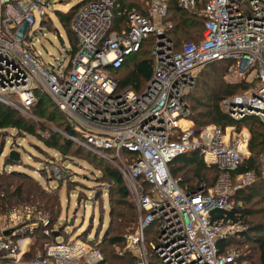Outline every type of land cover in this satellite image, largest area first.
Here are the masks:
<instances>
[{
  "label": "built area",
  "instance_id": "2783aa9c",
  "mask_svg": "<svg viewBox=\"0 0 264 264\" xmlns=\"http://www.w3.org/2000/svg\"><path fill=\"white\" fill-rule=\"evenodd\" d=\"M32 1L0 0V103L36 120L30 108L35 91H41L71 128L49 130L115 166L135 209L133 228L121 235L116 255L129 254L133 264H232L234 249L218 254L217 241L248 229L226 216L235 208L234 193L254 178L252 170L237 171L246 135L215 123L195 132L183 96L195 68L227 61L226 78L252 84L222 100L225 112L236 120L255 116L264 124V0H200L199 9L195 0H177L180 9L204 18L199 40L178 48L167 33V0H147L145 14L126 11L125 26L114 31V1H87L71 19L77 47L65 67L42 64L28 43L35 22ZM148 36L153 38L148 81L138 92L118 90L108 69L122 64ZM189 151L218 170L211 187L199 183L190 191L171 176L168 162ZM258 164L264 172V147ZM47 171L56 183L66 178V167L56 162L49 161ZM59 235L39 204L4 205L0 264H101L102 253L87 239L55 242ZM35 240L40 251L26 259Z\"/></svg>",
  "mask_w": 264,
  "mask_h": 264
},
{
  "label": "rangeland",
  "instance_id": "374dc122",
  "mask_svg": "<svg viewBox=\"0 0 264 264\" xmlns=\"http://www.w3.org/2000/svg\"><path fill=\"white\" fill-rule=\"evenodd\" d=\"M79 1L80 0H44L40 7L36 6V0L32 1V5L30 9L33 12L35 22L31 26L32 28L27 34V37L30 40L28 41V38H26L25 42L26 41H28V43L31 42L32 44L31 48L33 52L36 54L38 60L42 64H54L55 66L61 65L62 67L66 66L69 58V54H68L69 44L64 29L61 27L58 18L56 17L55 11L59 10L65 12V11H69L70 8L73 7L71 9V13H72V11L75 8L74 5H76ZM126 1H135L141 5V8L146 5V3L144 4L145 0H126ZM84 3H81L79 7L82 6ZM69 19L70 20H68L67 22L68 29L70 27L71 17ZM169 23L171 25L170 21ZM192 29L196 30V31L191 29L189 30L192 31L191 33L194 35V37L192 36L194 39L195 33L198 31L199 27ZM187 40H192V39L187 37L186 35H180L179 39L175 41L179 43L180 41L184 42ZM131 66L132 63H130L128 66L125 65L122 66L115 74V77L116 78L125 77V75L131 69ZM222 67H223L222 63H216L214 66L213 64L209 66L203 65L198 68H195L191 72L192 81L189 87L184 92V96H183L185 98V102L187 101V97H188L187 105L191 106L192 104L191 103L192 101L189 99L191 94L197 102L204 104H213L216 102L218 104V107L221 110L225 111V108L221 104L223 99L232 96L234 94L241 93L245 91L249 86H251L252 83H247L240 79L226 78L224 71L222 72ZM242 82L247 83V85L244 86L247 87L246 89L244 88L242 90L241 88H238L230 95L223 93L222 86L224 87V86H232L234 84L236 85L239 84V87H241L243 84ZM143 84L144 81L141 82V85ZM51 108L47 109L46 114L48 115L46 116V118L42 119L43 120L42 123L46 127H51V126L59 127L56 126V123H58L59 120L61 119L60 116L61 114L59 112L58 113L60 115L56 114L55 112H53V107ZM186 120L188 121V123L192 124L193 126V122L188 115L186 116ZM207 123L208 122H206L205 124ZM247 123L238 124L237 126L236 125L225 126L226 131H229V133L246 135V142L244 144L242 143L241 146V152H240L241 161H243L249 155L247 145H248V139L250 133L248 130L249 125H246ZM249 124H253V123L249 122ZM15 131L16 130L14 129H7V132L6 131L1 132L0 134V174L2 177H5L4 176L5 173H8L9 171L19 170L25 173L28 176V178L12 177V176H11L12 178L9 177L8 181H11L10 189H13V186L15 185L21 184V186L19 187L20 192L14 191L15 194L18 195L19 199L18 201H16L13 199L14 198L13 197L11 202L12 205L21 204V203H30L29 201L31 200L35 201L36 203L38 202V204L43 209L44 208L46 209L44 210L50 216L51 221L54 222L56 229L57 228L60 229V235L55 237L54 239L55 242H60L62 241L63 238L64 239L67 238L69 240L73 238L81 239V240L87 239V241H90L89 243L93 245L94 242L100 238L101 233L104 232L108 221L107 212H108L109 194L107 192V189L109 188L110 183H109V177L102 171L105 169V167H107L110 170L113 169L111 171L118 173L121 181L126 187V182L123 180L118 170L111 162H108L104 159L100 160L99 157L94 154H93L94 156L89 155L84 151H79L73 148H66V149L63 148L61 149V151L46 148L45 145L35 136H31V135L29 136L27 134H23L17 137L15 140H13L14 138L13 135H15ZM39 133L41 134V131H39ZM11 149L18 153L17 160L19 161L16 160L15 163L14 161L12 163L11 160L6 159L8 157L7 154ZM76 151L77 153L74 154V152ZM49 161L56 162L60 166L66 167V178L62 182L56 183L54 179L50 178V174L47 171V163ZM5 163H12V164H5ZM207 165H212V164H207ZM43 169L44 172L41 173L40 171ZM45 171H47V173ZM29 175L33 178H30ZM189 175L190 174L186 172L184 177L187 178ZM212 175L213 173L211 171L205 170L204 178L208 179ZM190 180L193 183L197 181L196 178L192 177L191 175H190ZM256 183H264V174L263 175L254 174L253 181L247 186L255 185ZM37 184L39 185L38 186L39 191H41L40 189H43L42 186L44 187V189H46L45 190V193H47L46 195H44L43 193H41V195H37L40 194L39 191L37 192L36 195H34V193L30 194L31 190L37 191L36 189ZM49 186L51 187V189L49 188ZM51 195L55 197V203L53 204V207L50 208L49 201ZM254 201L257 200L253 198L252 200H250V202L244 204L241 201V199H239L238 197H233L231 204L232 206L241 210L246 209V207H249V209H252L253 212L256 211V209L264 208V201L260 202L258 200L259 202H257L256 205L253 204ZM263 217H264V213H254V215L248 216L247 219L248 222H254L260 219H264ZM115 221L116 220L114 219V224ZM133 225L134 223H129L127 226H124V228L121 227L120 233L123 234L126 231L132 229ZM35 241L36 243H34L30 247L29 255L25 257L26 259H29L33 254L40 251L41 248V246L39 245L40 242L37 240ZM102 246L103 248L105 247L104 250L106 252L108 251V255H109V258L105 262L110 263L111 255H116L115 254L116 249L115 247L107 246L104 244H102ZM230 248L234 249L236 254V257L234 258L232 264H248L246 262L234 263L236 262V258L238 257V255H241L243 253L249 254L250 256L249 264H253V260H255L254 258L258 253L257 250H254V244L250 243V241H245L244 243H241V245L237 243L235 246H231ZM103 255H104L103 257L106 259L107 254L104 253ZM124 255L130 256L127 253Z\"/></svg>",
  "mask_w": 264,
  "mask_h": 264
},
{
  "label": "trees",
  "instance_id": "16d2710c",
  "mask_svg": "<svg viewBox=\"0 0 264 264\" xmlns=\"http://www.w3.org/2000/svg\"><path fill=\"white\" fill-rule=\"evenodd\" d=\"M87 1L90 0H80L76 5H74L75 8L72 11V13H71V9L73 7L70 8L69 11H65V12L59 10L55 11L56 17L58 18L61 27L64 29L65 35L68 40L69 56L75 51L77 47L76 45L77 42H76V37L73 31L71 30V28L69 27L68 29L67 22L68 20H70L69 19L70 17L72 19L79 5ZM113 1L115 3V8L113 10V18H112V26H111L112 31L118 30L121 27L125 26L126 11L134 10L141 14L146 13L147 0L144 1V4L146 3V5L142 8L141 5L135 1H126V0H113ZM195 2L197 8H199L201 6V1L195 0ZM167 6H168V10L165 19L171 22V28L168 32V37L172 41L174 47L178 48L179 45L183 42L180 41L179 43H177L175 41L179 39L180 35H186L187 37L192 39L187 41H194V42L198 41L200 38V32L202 30V25L204 20L203 16L197 13H191L188 10L180 9L177 5V0H167ZM198 27L199 29L195 33V38L193 39L194 35L191 33L192 31L189 30L190 29L194 30L192 28H198ZM152 43H153V38L151 36H148L146 39H144L141 42L136 52H133L125 57L122 64H120L118 67H114V68L111 67L108 69L109 75L116 82L118 90L129 88L135 92H138L143 87V85L148 81L152 70L151 67L152 60L150 55V47ZM130 63H132L131 69L125 75V77L116 78L115 74L118 72V70L124 65L128 66ZM216 63L223 64L222 72L224 71L225 74L226 68L230 63L227 61H214L206 64V66L212 64L214 66ZM143 81L144 84L141 85V82ZM242 83H243L242 84L243 87L242 86L239 87V84L237 85L234 84L232 86H224V87L222 86L223 93L230 95L238 88H241L242 90L244 88L246 89L247 87L244 86H246L247 83L245 82ZM35 98H36L35 103L31 106L30 112L37 118L36 120L26 117L21 113H19L17 110L3 103H0V134L1 132H5V131L7 132V129H14L16 131H15V135H13L14 136L13 140H15L20 135L27 134L29 136L31 135L37 137V139L40 140L45 145V147L49 149L61 151V149L63 148L64 149L73 148L79 151H84L89 155H93L90 152L70 142L61 134L55 131H51L49 130V127L43 125L42 119L46 118V116L48 115L46 114L47 109L53 106L46 98V96L39 90L35 91ZM189 99L192 101L191 106L187 105L188 97L186 102H185V98L183 97L184 103L186 104L188 109V116L193 122V130L195 132H197L198 129L206 122L215 123L217 125H220L221 127H225L227 125L237 126L238 124H243L248 122L246 125H249L248 130L250 133L248 139V145H247L249 155L243 161H241L240 166L237 168V171L242 172L245 170H252L255 175H263L264 172L261 171V169L259 168L258 159H259V154L261 152L260 148L262 146L261 148L262 150L264 147V124L261 123V121L255 116H245L237 120L233 119L225 111L221 110L216 102L213 104L199 103L194 99V97L191 94ZM53 112L60 115L54 107H53ZM60 116L61 119L59 120L58 123H56V126H59L57 128L67 132L71 131V128H69L68 125V121L62 115ZM249 122L255 125L249 124ZM43 130H46L49 133V135L46 138L42 137L41 134L39 133V131H43ZM75 153H77V151L74 152V154ZM6 159L11 160L12 163L13 161L14 163L16 161V160H12L9 157H7ZM12 163H5V164H12ZM167 167L171 176L177 179L178 185L181 188L190 191L197 188L199 183H202V185L205 188H208L209 186L213 185L214 179L218 174V170L213 165L205 164L201 159L200 155L196 151H189L186 153L176 155L171 161L168 162ZM111 170L105 167V169L102 171L109 177V183H110L109 188L107 189V192L109 194L108 212H107L108 221L104 232L101 233L100 238L97 239L93 245L100 250L102 255L104 253L107 254L106 259L103 257L104 259H102L101 264L102 263L132 264L133 258L131 256H125V255H121V256L111 255L110 263L105 262L109 258V255H108V251L106 252L104 250L105 247L103 248L102 244L115 247V249L116 247H120L122 241L121 238L122 233H120V228L121 227L124 228V226H127L129 223H134L135 221V209L132 201L129 198L127 189L123 184V182L121 181L118 173ZM205 170H209L213 173V175L208 179L204 178ZM40 172L43 173L44 169L41 170ZM186 172L190 174L192 177L196 178L197 181L193 183L190 180V175L187 178H185L184 175ZM4 176L5 177H2L0 174V210L3 208L4 205L12 204L11 202L13 197H14L13 199L16 201H18L19 199L18 195L15 194L14 191L20 192L19 187L21 186V184L15 185L13 186V189H10L11 181H8L9 177L12 176V177L28 178V176L25 173L19 170H11L8 173H5ZM30 178L33 177L30 176ZM38 186L39 185L37 184L36 187L37 191L31 190L30 194L34 193V195H36L37 192L39 191ZM42 188L43 189H40L41 191H39L40 194L37 195H41V193H43L44 195L47 194L45 193L46 189H44L43 186ZM235 193L234 194L236 196L234 195V197H238L239 199H241V201L244 204L250 202V200L255 198V200L257 201H254L253 204L256 205L257 202L264 201V183H256L255 185L246 186L244 188L237 190ZM127 199L129 200V202ZM29 202H35V201L31 200ZM54 203H55V197L51 195L49 201V207L50 208L53 207ZM254 213H264V208L256 209V211L253 212V210L249 209V207H246V209L243 210L237 209L235 207L231 211L226 213V216L229 219L238 220L241 221L242 223L247 224L248 229L247 231L243 233H239L236 236H231L226 239H219L217 241L218 254L225 252L228 248H230L231 246H235L237 243L241 245V243H244L245 241H250V243L254 244V250H257L258 252L256 257L254 258L255 260L252 259L253 264H264V219H260L254 222H248L247 219L248 216L254 215ZM219 216H221V214ZM114 219L116 220L115 224H114ZM112 226H114L115 228ZM249 260H250L249 254L243 253L241 255H238V257L236 258V262L234 263L246 262L249 264L250 263ZM151 264H159V262L154 260Z\"/></svg>",
  "mask_w": 264,
  "mask_h": 264
},
{
  "label": "water",
  "instance_id": "95a60500",
  "mask_svg": "<svg viewBox=\"0 0 264 264\" xmlns=\"http://www.w3.org/2000/svg\"><path fill=\"white\" fill-rule=\"evenodd\" d=\"M7 155L11 159H14V160L18 159V153L16 151L12 150V149L8 152ZM54 234H56V232H54Z\"/></svg>",
  "mask_w": 264,
  "mask_h": 264
},
{
  "label": "crops",
  "instance_id": "0c3cea01",
  "mask_svg": "<svg viewBox=\"0 0 264 264\" xmlns=\"http://www.w3.org/2000/svg\"><path fill=\"white\" fill-rule=\"evenodd\" d=\"M196 7H197V6H196ZM67 8H68V7H67ZM199 8H200V7H199ZM199 8H198V9H199ZM65 10H66V9H65Z\"/></svg>",
  "mask_w": 264,
  "mask_h": 264
}]
</instances>
